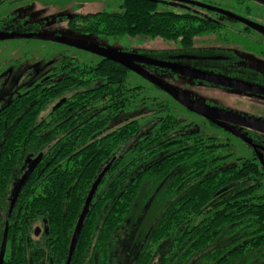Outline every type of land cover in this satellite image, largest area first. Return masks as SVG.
Wrapping results in <instances>:
<instances>
[{"label":"trees","instance_id":"16d2710c","mask_svg":"<svg viewBox=\"0 0 264 264\" xmlns=\"http://www.w3.org/2000/svg\"><path fill=\"white\" fill-rule=\"evenodd\" d=\"M5 1L0 0V4ZM237 1L242 3L241 0ZM156 5L154 0H125L122 13L103 12L95 15L89 30L112 38H160L179 43L185 50L193 46L199 34H214L230 50L254 54L260 59L264 57V34L234 29L231 26L238 22L223 21L217 17V13L158 12ZM244 9L246 13L251 12L248 6H244ZM77 69L96 73L103 80L104 84L97 90L98 105L108 106V118L126 108L163 105L156 97H149V91L143 86H126L124 78L128 71L119 62L106 58L95 65L94 69H87L84 65H78ZM167 109L170 110L169 107ZM177 124L180 121L175 117L165 115L152 138L131 151L137 154L143 152L145 147L157 146L147 156L127 164L116 157L115 176L110 180L104 178L96 191L70 264H95L97 253L103 258L102 263L107 264L109 242L115 230L125 222L145 178L167 179L164 191L168 206L150 230L133 264H184L193 253L206 249L223 234L235 235L240 241L234 246L223 245L209 250L200 264H229L230 261L242 260L246 263L252 256L264 261V194L256 192L259 179H248L255 177V170L247 167L240 170L238 162L220 166L222 162L218 161L227 159L228 162L232 157L228 145L216 144L215 140L209 141L199 134L194 137L199 140L188 142L190 138L186 137L176 143H182L179 148L166 149L167 154H162L158 160L150 159L155 153L163 151L165 146L157 144L158 141L176 130ZM6 131L0 127V136L4 137ZM57 131L51 132V136ZM138 131V122L131 121L101 138L97 144L96 158H92L95 145L79 152L76 151V145L57 144V159L50 164V167H54L44 179L39 178L42 181L39 186L41 189L33 193L34 205L29 210L30 221L35 220L44 226L41 232L43 242L36 243L37 236L33 241L27 238V234H32L30 222L18 221L14 211L9 220L5 217L9 223L6 250L8 261L16 256L15 264H27V245L31 243L33 264H65L71 233L92 181L107 161V156L112 151L116 153ZM18 133L19 137H26L27 129L21 128ZM2 147L7 151L5 144ZM60 148L63 151L59 156ZM13 162L11 159L2 160L3 175L0 179L7 177ZM247 180L250 185L241 189L234 188L236 183ZM225 188L227 191H222ZM21 195L26 199L30 193L22 192ZM5 218L3 222L0 221V235ZM163 247V255L159 259L155 251Z\"/></svg>","mask_w":264,"mask_h":264},{"label":"flooded vegetation","instance_id":"af4514ba","mask_svg":"<svg viewBox=\"0 0 264 264\" xmlns=\"http://www.w3.org/2000/svg\"><path fill=\"white\" fill-rule=\"evenodd\" d=\"M16 1L19 0H7L3 4H0V7L4 4ZM124 1L125 0H122V5ZM154 1H156V3L158 4L161 3L163 0ZM262 1L264 2V0ZM174 2L180 4L179 6L181 7L187 8L188 11H186V13L196 12L199 14H203V12H210L201 8H199L200 11L194 10L196 6L192 5L190 1L187 0H174ZM240 4L241 3H237V7L235 8L236 10H234V12H232L231 14H233L239 19H243L244 21H238L237 19H231L223 15H218L217 17L221 18L223 21L226 22H238V24L231 26L234 29L240 28L243 30H252L260 34H264V24L254 19H246L244 15L243 17L241 14V10H243V14H245L246 11L244 7L243 9L240 8ZM103 12L110 14H120L101 11L97 13H88L85 15H75L68 20L67 26L77 32L107 37L105 35L94 34L89 30L90 23L94 20L92 18L95 15ZM210 13L215 14L214 12ZM250 13L251 12H249V14ZM251 21H253V23ZM225 27L227 28V26ZM0 34L6 33L0 32ZM216 37L219 42H222L220 41V37ZM118 38L121 37H114L112 39ZM0 39H4V37H0ZM193 46L190 48L191 50ZM5 48V45L2 44L0 41V51L3 53H9L10 51H3ZM217 53L224 56V58L227 60L222 61L221 63L228 62L227 64H234L236 63L235 61H239L240 57H238V55L243 52L238 50H230L229 48H222V50ZM7 55L11 54L9 53ZM118 55L122 56L121 54ZM122 58L132 61L136 64L134 60L127 58L125 55H123ZM103 59L106 58L101 57L100 61ZM261 59L264 60V57H261ZM98 63L92 64L81 62L77 58L67 56L61 57V59L57 61L44 59L35 61L32 64H25L22 62L19 63L18 61H10L9 59L0 60V127L4 128L5 131L7 130L4 133V137L0 136V176L3 175L4 163L2 164V160L11 159L15 161L13 162V167L7 174V177L0 179V221L3 222V218L5 217L9 220L12 213L15 211L17 215L15 217H17L18 221H21V223H23L24 221L30 222L32 234H27V238H30V240L32 241L34 240L35 236H38V232L40 230V228L38 227L34 229V224H36V222L35 220L30 221L29 219V210H31L32 206L34 205L32 203V196L35 191H39L41 189L39 186L42 184V181L39 178L42 177L44 179L47 174L51 171V168L54 167V165L50 167V164L51 161L57 159V144H59L60 146H64L67 144L76 145V151L79 152H83L90 145H95V152L92 158H96L95 156L98 153L97 144L101 138H104L107 135L114 133L115 130L121 128L122 126L131 121L138 122V133L131 139L125 141L121 145V147L118 148V151L116 153L112 151L110 155L107 156V161L102 164L101 170L97 173L94 180L92 181L93 184L98 178V176L100 174H103L100 183L96 189L97 191L104 178L110 180L115 176L116 157L117 159H123L124 163L127 164L132 162V160L140 159L141 157L147 156L148 153H150L157 147H145L143 152L137 154L136 152H131L134 147L139 146L143 142H146L147 140L152 138V136L157 130L158 125H160L161 120L165 117V115H171V107L169 106V104L159 100L156 97L161 103H163L161 107L144 106L132 109L126 108L118 111L115 115H112V117L108 118V106L105 107L98 105L99 97L97 96V90L100 85L104 84L103 80L101 81L99 75L96 73L82 72L80 71L81 69H77L78 65H84V67H86L87 69H94V66ZM208 63L209 62L204 63L202 65V67H206L209 69L208 72L191 73V75H193L191 78H196L197 80L203 79L197 77V74H201L200 76L203 75L202 77L205 78H208L207 76L219 78V75H216V68H218L220 64ZM125 69L128 72L130 71L127 68ZM125 79L126 76L124 78V81ZM203 80L204 82L207 81L205 79ZM230 81H234L235 83H237L238 87H236V89L240 90L241 92H251L257 95L261 94V96L264 97V92H261L260 89H255L254 86L249 85L245 81ZM212 85L214 84L212 83ZM128 87L131 88L134 86ZM76 100L78 101L76 102ZM188 100L193 102L191 99ZM75 103H77V105H74ZM198 106L202 107L200 105ZM168 107L170 108V110L167 109ZM148 108L149 110H151V112L149 111L148 114L142 116L145 118L143 123H140L139 119H134L128 121L127 123L121 125L118 128L110 127L111 120L120 113L130 110L147 111ZM183 108L185 109L184 112L190 115L191 117H193L194 115L197 116L196 120L187 121L185 118L180 119L178 117H175L178 121H180L182 127H179V125L177 124L176 130L169 132L168 135L165 136V138H161V140L158 141L157 144H162V146H165V148L163 149V151L155 153L154 156H152L150 159L157 158L156 160H158L159 158H161L162 154H167V150L169 151L175 147L179 148L181 146L180 144L182 143H176L186 137L190 138L188 139V142H194L199 140L197 138H194L195 135L198 136L199 134L205 139H208L209 141L215 140L216 144L228 145L231 156H234L232 152L231 143L229 142V138H226L223 141H217V137L211 136L204 131V125L208 124L209 126L214 127L215 130L221 131L222 133H227L230 135L233 134L237 139L242 142L241 147L246 155L245 157H240L236 155V157H234L235 161L233 162H226L227 159L218 161L219 163L222 162V164L220 163V166H225L227 164L230 165L234 164V162H238L240 164V170L247 167L249 170L253 169L256 171V174L254 175L255 177H249L248 179L258 180L261 177H264V133L255 131L251 128L244 127L242 125L230 123L226 119L237 120L244 123H251L264 127L263 121L255 120L252 118H236L233 115L211 111L215 113L216 116L226 118L216 119L215 122H211L208 119L189 111L184 106ZM163 113H165V115L159 117V120H157L158 114ZM99 118L101 119L99 120ZM21 128L27 129L26 137H19L18 131ZM56 130L58 131L55 132L53 136H51V132H54ZM3 144H5V150L7 151L3 150ZM59 151L60 152H58V154L60 156L63 150L60 148ZM143 153L144 155H142ZM144 165H146V163H144ZM246 182H248V180ZM241 183L243 182L236 183L234 185V188L241 189V187H239ZM35 185L38 186L35 187ZM3 186L4 188H2ZM222 191H227V189H223ZM22 192L30 193V196L24 199L21 195ZM15 193L16 196L13 197ZM91 202L88 207V210L91 207ZM25 214H27L26 218L24 217ZM8 224L9 223L6 219L3 223V226H1L0 250L4 231L6 230V244L2 264H15L16 256H14V258H10L8 261L9 256L6 255V250L8 246ZM41 225L43 230L44 226L43 224ZM73 231L71 233V237ZM27 246H29L27 264H33V253H31L30 251L31 243Z\"/></svg>","mask_w":264,"mask_h":264},{"label":"rangeland","instance_id":"374dc122","mask_svg":"<svg viewBox=\"0 0 264 264\" xmlns=\"http://www.w3.org/2000/svg\"><path fill=\"white\" fill-rule=\"evenodd\" d=\"M195 1L230 13L236 10L238 2L237 0ZM241 2V9L244 6H248L251 10L250 14L249 12L243 14V10H241L242 16L244 15L246 19H254L264 24V2L262 0H241ZM179 5L174 0H163L156 5V11L173 13H186L188 11L187 8ZM194 10L200 11L197 7ZM101 11L122 13L124 11L122 0H19L0 7V32L13 35L34 34L60 37L104 51L125 55L127 58L134 60L147 73L158 78L185 98L191 99L196 104L210 111L233 115L236 118H252L264 122V97L261 94L241 92L236 88L218 84L212 85L208 81L204 82L203 79L197 80L196 78L184 76L159 65L169 64L184 68L190 73H205L209 69L202 67L204 63H219V67L216 68V75H219V78L242 80L254 86L255 89H260L261 92H264V60L254 54L240 53L238 57L241 59L239 58V61H235L236 63H221L227 60L217 52L222 50V48L229 47L219 42L217 37L212 34H199L195 37L192 50H185L176 42L163 41L160 38L121 37L112 39L77 32L67 26L68 20L75 15ZM0 41L6 47L3 51H10L9 53L11 54L7 55L9 53L0 51V60L9 59L19 63L32 64L35 61L44 59L57 61L61 57L67 56L77 58L81 62L96 64L101 59L100 56L94 53L59 41L22 37L4 38L0 39ZM125 76V84L127 86L141 85L149 91V97H157L159 100L168 103L171 107L170 113L174 117L185 118L187 121L196 120L197 116L191 117L185 113L183 106L146 78L133 71H129ZM149 111L151 112L148 108L147 111L130 110L120 113L111 120L110 127L118 128L134 119H139L140 123H143L145 118L142 116L148 114ZM164 115L165 113L158 114L157 120ZM179 126L181 127L182 125L179 124ZM204 131L211 136L217 137V141L229 138L234 156L228 162L235 161L234 157L236 155L240 157L246 156L241 147L242 142L233 134L222 133L208 124L204 125ZM166 184V178H145L142 181L130 213L126 217L125 222L115 230L109 242L110 247L106 256L107 264L134 263L145 244L150 230L164 214L166 205L168 206L164 191ZM247 184L245 181L239 187H245ZM258 185L259 189L256 192L264 194V177L259 179ZM37 227L40 230L36 243L43 242V237L41 236L42 226L36 223L34 229ZM238 240L235 235L223 234L208 245L206 249L193 253L184 264H200L203 256L209 250L223 245L234 246L238 243ZM163 250L164 247L155 251L157 258L159 256L162 258ZM100 257L98 253L95 255V264H103V258L101 259ZM157 258H155L156 262ZM229 264H264V261L252 256V258L247 259L246 263L242 260L240 262L230 261Z\"/></svg>","mask_w":264,"mask_h":264},{"label":"water","instance_id":"95a60500","mask_svg":"<svg viewBox=\"0 0 264 264\" xmlns=\"http://www.w3.org/2000/svg\"><path fill=\"white\" fill-rule=\"evenodd\" d=\"M190 3L198 8H201L203 10L206 11H210V12H214L217 13L219 15H223L226 16L228 18L231 19H237L238 21H244L243 19H239L237 17H235L233 14H231L230 12H226L222 9L213 7V6H209V5H203L200 4L196 1H190ZM245 23V22H244ZM0 37H4V38H14V37H25V38H34V39H41V40H49V41H59V42H63L69 45H73L76 46L78 48H81L85 51L94 53L96 55H99L103 58H107V59H111L114 60L116 62H119L120 64H122L125 68H127L130 71H133L137 74H139L140 76L146 78L147 80H149L151 83H153L156 87H158L159 89H161L162 91L166 92L168 95H170L173 99H175L178 103H180L181 105H183L185 108H187L189 111L194 112L197 115H200L206 119H208L211 122H215L216 119H226L220 116H216L215 113L211 112L208 109L199 107L197 104L191 102L190 100H188L187 98H185L184 96H182L179 92H177L176 90H174L173 88H171L170 86L166 85L165 83H163L162 81H160L158 78L154 77L153 75L147 73L146 71H144L143 69H141L137 64H135L132 61L126 60L124 58H122V56L118 55L117 53H113V52H108V51H104L98 48H94V47H90L84 44H80V43H76L73 41H68L65 40L63 38L60 37H53V36H41V35H34V34H30V35H12V34H0ZM157 65V64H156ZM161 67L164 68H169L171 70H173L176 73L182 74L184 76H188V77H192L193 75H191L190 72L181 69L179 67L173 66V65H168V64H159ZM199 75V76H198ZM201 74H197V77L203 78L205 80H207L210 83L213 84H218V85H225L231 88H236L238 87V84L235 83L234 81H228L226 79H221V78H217V77H213V76H207L208 78L202 77L200 76ZM196 77V76H194ZM228 122L233 123V124H238V125H242L244 127H248L251 128L255 131H259L264 133V127L260 126V125H255V124H251V123H244L241 121H237V120H230V119H226ZM103 174H100L98 176V178L96 179V181L92 184L86 200L84 202V206L82 208V211L78 217V220L76 222L71 240H70V245H69V250H68V255H67V259H66V263L65 264H70L71 261V257L72 254L74 252V248L77 242V238L79 236V233L81 231V227L83 224V221L87 215L88 212V207L90 205V202L93 199V196L96 192V189L100 183V180L102 178ZM227 189V188H225ZM224 189V190H225ZM16 196V193L14 194L13 197ZM13 201V200H12ZM5 244H6V230L4 231V235H3V240H2V244H1V250H0V264H2V259H3V254H4V250H5Z\"/></svg>","mask_w":264,"mask_h":264},{"label":"bare ground","instance_id":"6f19581e","mask_svg":"<svg viewBox=\"0 0 264 264\" xmlns=\"http://www.w3.org/2000/svg\"><path fill=\"white\" fill-rule=\"evenodd\" d=\"M84 206V205H83ZM83 208V207H82ZM82 211V210H81ZM80 215V214H79Z\"/></svg>","mask_w":264,"mask_h":264}]
</instances>
